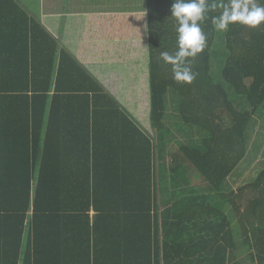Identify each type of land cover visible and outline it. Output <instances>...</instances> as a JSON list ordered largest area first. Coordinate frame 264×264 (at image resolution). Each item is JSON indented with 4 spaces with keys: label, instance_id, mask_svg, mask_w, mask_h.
<instances>
[{
    "label": "trees",
    "instance_id": "1",
    "mask_svg": "<svg viewBox=\"0 0 264 264\" xmlns=\"http://www.w3.org/2000/svg\"><path fill=\"white\" fill-rule=\"evenodd\" d=\"M172 3L40 22L0 0V264H264V23L204 21L177 83Z\"/></svg>",
    "mask_w": 264,
    "mask_h": 264
},
{
    "label": "clouds",
    "instance_id": "2",
    "mask_svg": "<svg viewBox=\"0 0 264 264\" xmlns=\"http://www.w3.org/2000/svg\"><path fill=\"white\" fill-rule=\"evenodd\" d=\"M218 10L219 15L209 17ZM171 17L176 21L177 50L161 57L172 66L175 82L190 84L196 78L192 59L207 46L202 23L210 18L217 32H226L236 23L256 28L264 23V0H173Z\"/></svg>",
    "mask_w": 264,
    "mask_h": 264
},
{
    "label": "crops",
    "instance_id": "3",
    "mask_svg": "<svg viewBox=\"0 0 264 264\" xmlns=\"http://www.w3.org/2000/svg\"><path fill=\"white\" fill-rule=\"evenodd\" d=\"M32 17L40 22L44 18L137 14L145 11L146 0H14ZM63 30V28L61 29ZM66 30H82L68 28ZM61 33V32H60ZM60 39V38H59ZM59 39H57L59 41ZM60 43V41H59ZM59 48H64L60 43ZM93 213H91L92 215ZM160 240L162 236L159 237Z\"/></svg>",
    "mask_w": 264,
    "mask_h": 264
},
{
    "label": "rangeland",
    "instance_id": "4",
    "mask_svg": "<svg viewBox=\"0 0 264 264\" xmlns=\"http://www.w3.org/2000/svg\"><path fill=\"white\" fill-rule=\"evenodd\" d=\"M171 94H173L172 92H171ZM232 99H234L235 100V97L234 96H232ZM239 102L240 101H237L236 103H237V105H240V108H238V109H246V106L245 105H241V102H240V104H239ZM170 112V114L172 113V110H170L169 111ZM258 114H260V115H264V103L261 105V107L259 108V113ZM169 122H173V120L171 119V117H169ZM260 120H258V125H257V127L254 129V132H257V134H258V141H260V138L262 139V140H264V133H262V132H264V130L260 127ZM170 124V123H169ZM262 129V130H261ZM255 136H256V133L253 135V137L255 138ZM251 143V142H250ZM250 148V147H249ZM247 159H248V156L242 161V163L239 165V167L237 168V170L239 171L240 169H242V167L243 168H245L248 164H247ZM260 158H258V159H255L254 161H258ZM263 162H260V164H262ZM259 164V165H260ZM192 174H193V178H192V185L195 187V188H197L198 190H202L203 188H205L206 187V184H205V182L202 180V178L197 174V173H195L194 171H192ZM248 181H246V180H243V179H240L239 181H237L236 183H231L230 185H232V190L233 191H235V196H236V198H235V202H237V200H238V198H239V200H240V198H241V200H243V198H244V196H246V192H247V190L246 191H244L243 192V195H241V193L239 192V188L240 187H242L244 184H246ZM237 203H239V202H237Z\"/></svg>",
    "mask_w": 264,
    "mask_h": 264
}]
</instances>
